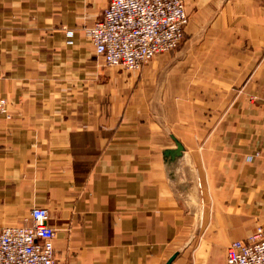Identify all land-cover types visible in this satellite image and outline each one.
Listing matches in <instances>:
<instances>
[{
    "label": "crops",
    "instance_id": "crops-1",
    "mask_svg": "<svg viewBox=\"0 0 264 264\" xmlns=\"http://www.w3.org/2000/svg\"><path fill=\"white\" fill-rule=\"evenodd\" d=\"M140 71L88 40L107 0H0V226L46 207L65 264H225L264 225V0H184Z\"/></svg>",
    "mask_w": 264,
    "mask_h": 264
},
{
    "label": "built area",
    "instance_id": "built-area-1",
    "mask_svg": "<svg viewBox=\"0 0 264 264\" xmlns=\"http://www.w3.org/2000/svg\"><path fill=\"white\" fill-rule=\"evenodd\" d=\"M188 20L184 0H107L87 31L88 40L106 66L137 72L157 54L179 46ZM0 111H8L4 97ZM253 156L264 158V147ZM28 219L27 224L0 226V264H65L55 255L47 208L31 207ZM225 264H264V225L244 240H232Z\"/></svg>",
    "mask_w": 264,
    "mask_h": 264
}]
</instances>
